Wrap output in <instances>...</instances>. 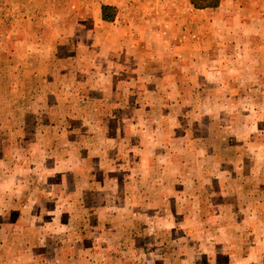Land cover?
<instances>
[{"label": "rangeland", "instance_id": "374dc122", "mask_svg": "<svg viewBox=\"0 0 264 264\" xmlns=\"http://www.w3.org/2000/svg\"><path fill=\"white\" fill-rule=\"evenodd\" d=\"M214 1L36 5V30L67 31L51 37L63 58L45 94L0 98L22 146L5 153L19 162L0 178V225L38 239L41 264H149L164 248L170 264L194 263L179 250L264 264V0Z\"/></svg>", "mask_w": 264, "mask_h": 264}, {"label": "crops", "instance_id": "0c3cea01", "mask_svg": "<svg viewBox=\"0 0 264 264\" xmlns=\"http://www.w3.org/2000/svg\"><path fill=\"white\" fill-rule=\"evenodd\" d=\"M40 2H43V0H0L1 99H8L10 101L12 99L14 102L17 101V98L21 99V97L22 99H36V93L38 91H36L33 85H45L44 90L39 94V96H41L42 94H45L47 92L48 83L56 82V80L53 81V76L55 74L53 69L56 68L54 67V63H57L59 60H61L63 56L60 54V52H62L60 47L57 46L55 51L52 50L51 47L54 42L51 37L61 36L62 34H66L67 31H42L40 29L36 30L34 28V18L37 16L36 5ZM111 4L112 3H103V5L105 6H111ZM101 17L102 10L100 5V21L102 19ZM55 59H57V61L54 62ZM44 100H46V98H44ZM56 105L57 104L55 103V101H51L50 103L45 104L46 108H50ZM14 108L15 109L12 110L11 114H6L8 118L16 116L18 109L22 110L21 106L18 107V103H16V107ZM35 113L38 114L37 111ZM47 113L50 114L49 112ZM3 115L4 114L0 111L1 118ZM26 115H29V113H24L23 117H25ZM68 116L69 115H67V117ZM66 123L69 124L68 119L65 118L64 123H61L60 125H64ZM0 124L2 126V122ZM53 124L54 126H52ZM55 124L57 123L51 122L49 126L55 127ZM36 125L37 124L33 123L29 127H31L33 130ZM68 129L69 128L67 127V132ZM7 130L4 131L3 126L0 129V178L4 175L5 169H10V161H13V165H16L19 162H14V160L17 159H15L16 157L13 154L12 159L8 160V155H6L5 153L19 152V149H21L22 147L21 145L10 141V137L8 136L9 134H3V132H7ZM6 190H8L6 191V193L13 192L12 189ZM1 226L2 225H0V249L12 245V247L10 248H12V250L15 252L12 253V255H14V258L11 260V264H18L21 260H27V258L32 264H41L43 261H46L48 257L45 251H48V249L43 250L39 248L38 250H33L31 248L30 242L32 244H37L39 242L38 239H35L34 237L33 241L32 239H29L30 242L26 241V243L18 239H11L8 232H6L5 230L1 231ZM133 239H135V235L133 236ZM177 239L178 238H174L171 240L172 246L173 244H182ZM200 240L204 239L200 238ZM42 243L43 241H41L40 244ZM200 243L195 242L194 244ZM191 247L189 248L191 249ZM164 249H162L161 252L159 251L158 253H155L156 257L150 259L149 264H170L168 261H171L173 256L168 257L169 255H166V253L169 252H165ZM144 251L147 250H142V252ZM178 252L182 259L186 257V259H191L194 262H189L186 264H205V260H208L209 258L207 255L201 254V252L203 251L198 252V250L196 252L191 251L189 253L184 251L181 252L180 250ZM4 258L5 255L0 252V260H3V262H0V264H6L5 261H8V259L5 258L4 260Z\"/></svg>", "mask_w": 264, "mask_h": 264}, {"label": "trees", "instance_id": "16d2710c", "mask_svg": "<svg viewBox=\"0 0 264 264\" xmlns=\"http://www.w3.org/2000/svg\"><path fill=\"white\" fill-rule=\"evenodd\" d=\"M217 5V0H215L214 2H210V3H206L205 5H203L204 7H215ZM112 8L109 6H105L103 5L101 7L102 10V19L104 21H112L113 20V13L110 14V10Z\"/></svg>", "mask_w": 264, "mask_h": 264}]
</instances>
